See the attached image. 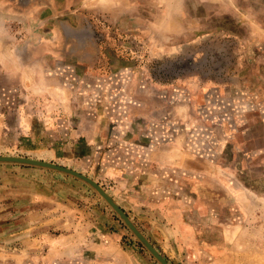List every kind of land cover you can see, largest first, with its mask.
Returning <instances> with one entry per match:
<instances>
[{
    "label": "rangeland",
    "instance_id": "obj_1",
    "mask_svg": "<svg viewBox=\"0 0 264 264\" xmlns=\"http://www.w3.org/2000/svg\"><path fill=\"white\" fill-rule=\"evenodd\" d=\"M0 156L170 264H264V0H0ZM138 243L0 163V264Z\"/></svg>",
    "mask_w": 264,
    "mask_h": 264
},
{
    "label": "water",
    "instance_id": "obj_2",
    "mask_svg": "<svg viewBox=\"0 0 264 264\" xmlns=\"http://www.w3.org/2000/svg\"><path fill=\"white\" fill-rule=\"evenodd\" d=\"M0 163H12V164H20L26 166H33L44 168L52 171H57L60 173H64L66 175H70L74 178H77L86 184H88L97 194L107 203V205L117 214V216L121 219L124 225L129 229V231L136 237V239L141 243L145 249L152 255V257L159 264H170L166 261L160 253L153 247V245L142 235V233L136 228V226L131 222L126 213L113 201V199L107 194V192L102 188L99 184H97L91 178L69 169L67 167H63L61 165H57L54 163L26 158V157H18V156H0Z\"/></svg>",
    "mask_w": 264,
    "mask_h": 264
},
{
    "label": "trees",
    "instance_id": "obj_3",
    "mask_svg": "<svg viewBox=\"0 0 264 264\" xmlns=\"http://www.w3.org/2000/svg\"><path fill=\"white\" fill-rule=\"evenodd\" d=\"M138 245H139L140 247H143L140 243H138Z\"/></svg>",
    "mask_w": 264,
    "mask_h": 264
}]
</instances>
